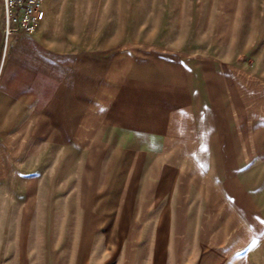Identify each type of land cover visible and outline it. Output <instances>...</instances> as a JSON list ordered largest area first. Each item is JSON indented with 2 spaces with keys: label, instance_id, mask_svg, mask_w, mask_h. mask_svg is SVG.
<instances>
[{
  "label": "rangeland",
  "instance_id": "1",
  "mask_svg": "<svg viewBox=\"0 0 264 264\" xmlns=\"http://www.w3.org/2000/svg\"><path fill=\"white\" fill-rule=\"evenodd\" d=\"M54 2L127 126L0 158V264H264V0Z\"/></svg>",
  "mask_w": 264,
  "mask_h": 264
},
{
  "label": "crops",
  "instance_id": "2",
  "mask_svg": "<svg viewBox=\"0 0 264 264\" xmlns=\"http://www.w3.org/2000/svg\"><path fill=\"white\" fill-rule=\"evenodd\" d=\"M58 3L42 0L44 17L36 30L31 34H14L7 45L0 65V158L15 157L27 143L43 147L49 142L78 141L80 128L86 131L102 125L123 129L127 126L126 110L119 105L121 100L111 96L112 63L108 51L64 50L63 46L75 45L52 37L56 31L54 20L57 21L56 15L60 13L55 7ZM2 27L0 2V47ZM118 68L125 72V57ZM116 101L118 109L112 117L109 103ZM69 127L75 132L69 131ZM198 171L200 174L195 182L201 186L203 173ZM251 192L248 198L252 197L253 202L254 189ZM252 209L251 220L256 222V213ZM257 222L262 226L258 235L250 231L248 236L252 240L264 237V214Z\"/></svg>",
  "mask_w": 264,
  "mask_h": 264
},
{
  "label": "built area",
  "instance_id": "3",
  "mask_svg": "<svg viewBox=\"0 0 264 264\" xmlns=\"http://www.w3.org/2000/svg\"><path fill=\"white\" fill-rule=\"evenodd\" d=\"M4 45L11 35L33 33L44 17L42 0H0Z\"/></svg>",
  "mask_w": 264,
  "mask_h": 264
},
{
  "label": "bare ground",
  "instance_id": "4",
  "mask_svg": "<svg viewBox=\"0 0 264 264\" xmlns=\"http://www.w3.org/2000/svg\"><path fill=\"white\" fill-rule=\"evenodd\" d=\"M7 45H8V44H6V45L4 46V48H3V52H2V56H1L0 65L3 63V60H4V58H5V54H6V50H7Z\"/></svg>",
  "mask_w": 264,
  "mask_h": 264
},
{
  "label": "snow or ice",
  "instance_id": "5",
  "mask_svg": "<svg viewBox=\"0 0 264 264\" xmlns=\"http://www.w3.org/2000/svg\"><path fill=\"white\" fill-rule=\"evenodd\" d=\"M256 243V241L255 240H253V244H255Z\"/></svg>",
  "mask_w": 264,
  "mask_h": 264
}]
</instances>
